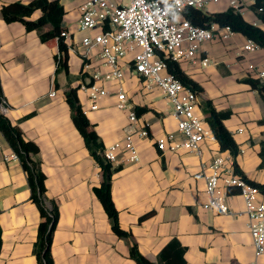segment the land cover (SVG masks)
Here are the masks:
<instances>
[{
  "label": "crops",
  "instance_id": "1",
  "mask_svg": "<svg viewBox=\"0 0 264 264\" xmlns=\"http://www.w3.org/2000/svg\"><path fill=\"white\" fill-rule=\"evenodd\" d=\"M32 0H0V81L6 110L2 111L24 132L27 140L39 148L42 170L46 174L47 196L59 206L60 217L52 243L55 264H137L130 255V241L116 234L110 218L94 188L101 185V167L86 146L74 123L66 91L77 88L78 98L92 128L104 148L123 142L130 134L128 112L118 107V83L104 82L109 93L91 110L82 83L92 81L83 71L86 35L99 33L103 26L81 30L80 6L88 0H60L64 8L61 26L68 32V70L57 72L60 53L57 38L42 41L41 30H28L21 21H7L5 5ZM244 17L264 28L252 2L242 0ZM231 8L229 0L210 3L204 11L221 12ZM42 10L30 19H38ZM48 24L44 30L50 29ZM249 38L235 32L223 39L218 34L201 44L193 60L178 62L182 69L200 83L201 98L210 99L219 111H230L224 120L240 146L236 160L252 180L264 183L259 151L264 139V102L260 93L244 81L258 77L264 70V48L245 51ZM133 54L124 65L123 87L138 117L137 130L149 125L150 136L133 133L140 160H129L123 148L113 163L112 197L119 210L122 228L130 230L145 258L157 262L162 249L177 239L186 248V264H245L255 259L249 217L239 188L221 187L228 193L231 212L220 213L204 208L209 197L206 177L209 164L218 156L234 157L223 151L216 137L202 143V154L180 149L162 151L157 139L170 132L176 141L184 136L178 131L174 108L163 90L149 85L132 69ZM209 64L204 65L203 59ZM91 63L105 72L99 57ZM168 72V69L165 70ZM52 90L56 91L51 95ZM197 100L196 113L206 120V112ZM211 128V127H210ZM102 151V153H103ZM0 131V227L2 248L0 264H38L34 244L41 222L40 210L31 200V189L21 161ZM149 214L141 220L143 215Z\"/></svg>",
  "mask_w": 264,
  "mask_h": 264
},
{
  "label": "built area",
  "instance_id": "2",
  "mask_svg": "<svg viewBox=\"0 0 264 264\" xmlns=\"http://www.w3.org/2000/svg\"><path fill=\"white\" fill-rule=\"evenodd\" d=\"M220 0H88L80 6L82 17L81 30H91L102 24L103 29L95 35H86L82 44L85 47L83 71L92 78L91 82L82 83L80 89L87 93L89 108H99V101L109 91L104 82L118 83V107L128 112L130 134L121 142L110 144L103 151L106 160L115 163L117 152L125 149L129 160L138 162L140 153L133 141V133L141 137L150 136L149 125L137 130V113L130 102L128 91L123 87L124 65L122 59L133 54L131 66L135 73L141 75L149 83L160 87L173 105L178 122V131L184 136L176 141V133L170 132L157 139V147L162 151L189 150L202 154V143L213 140L215 135L205 120L196 113L198 97L173 74L165 72V58L180 62L193 60L201 44L212 40L217 34L230 38L235 32L230 26L203 27L192 23L186 17L189 8L204 10L210 3ZM254 2L255 0H248ZM231 7L241 12L242 0H229ZM67 37L68 32L62 31ZM254 40L249 39L244 45L245 51L259 48ZM93 57H99L105 72L91 63ZM208 65L209 59H203ZM258 78L264 85V70L255 69ZM56 91L52 90L51 95ZM5 100L0 102V110L5 111ZM16 155V154H15ZM14 155V156H15ZM17 156V155H16ZM210 172L206 177V192L209 200L204 208H215L220 213L231 212L228 193L221 187V179L225 186L239 188L244 199L246 214L249 217V228L254 244L255 259L245 264H264V192L248 183L236 173L230 158L216 157L208 166Z\"/></svg>",
  "mask_w": 264,
  "mask_h": 264
},
{
  "label": "trees",
  "instance_id": "3",
  "mask_svg": "<svg viewBox=\"0 0 264 264\" xmlns=\"http://www.w3.org/2000/svg\"><path fill=\"white\" fill-rule=\"evenodd\" d=\"M252 10L258 18L264 22V0H255L251 4ZM42 10V15L38 19H30L34 11ZM4 18L9 21H21L28 30H41L40 37L42 41H48L57 38L59 41L60 53L56 56L58 64L57 72L68 70L67 52L68 45L65 37L62 36L63 28L61 26L64 8L60 0H32L25 4L14 2L5 5L2 9ZM192 23L211 27L218 25L219 27L230 26L234 32L243 34L249 39L254 40L260 47L264 48V28L260 25L248 21L242 12L231 7L221 12H206L202 9L189 8L186 11ZM50 24V29L44 30L46 25ZM168 71L179 79L186 87L192 89L201 104L204 106L207 114L206 120L210 125L220 148L223 151H229L234 157V168L237 174L243 177L248 183L258 187L264 192V183L250 179L244 171L239 167L236 160L240 153V146L235 140L232 132L224 124V120L230 117V111H219L213 105L212 100L201 98L204 92L203 86L191 78L181 67V65L170 58H165ZM251 87L257 90L264 102V85L260 78L249 76L244 79ZM3 97L2 86L0 81V99ZM67 101L72 110L74 123L83 135L86 146L101 167L102 182L101 185L94 188L98 198L101 200L112 225L113 231L120 237L130 241V255L137 264H186L184 252L186 248L181 245L177 239H172L160 252L157 262L151 261L144 257L140 252L138 244L132 239L130 230L122 228L119 220V210L117 209L112 197V180L116 171L113 163L106 160L103 156L104 145L92 128V124L82 108L77 94V88H70L66 91ZM264 123V119L261 120ZM0 131L3 133L15 154L22 163L27 173L28 183L31 189V200L36 203L41 214V222L38 227V235L34 244V254L37 257L38 264H55L52 255V243L60 217L59 206L55 200L47 196L46 174L42 170L41 159L39 157V146L27 140L22 129L12 124L11 120L0 110ZM261 157L260 168H264V139L261 141L259 151ZM149 214L143 215L141 220L145 219ZM2 248V229L0 227V251Z\"/></svg>",
  "mask_w": 264,
  "mask_h": 264
}]
</instances>
